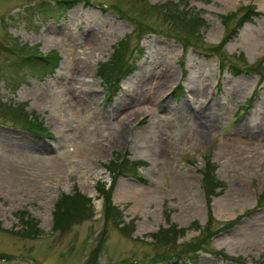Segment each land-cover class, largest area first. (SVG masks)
Returning <instances> with one entry per match:
<instances>
[{"label":"rangeland","instance_id":"rangeland-1","mask_svg":"<svg viewBox=\"0 0 264 264\" xmlns=\"http://www.w3.org/2000/svg\"><path fill=\"white\" fill-rule=\"evenodd\" d=\"M41 2L54 4L0 0V105L22 106L49 133L21 128L1 105L0 264H264V0H70L48 18ZM245 5L257 13L237 28ZM118 42L132 71L112 87L98 68ZM32 47L56 51L52 74L19 63ZM123 153L141 161V180L111 182L104 164ZM203 157L221 183L212 196ZM97 182L111 185L126 225L108 222L100 243ZM76 191L92 215L52 230L54 202ZM19 211L38 235L17 232ZM209 211L214 234L191 262L173 263L204 238ZM169 225L185 229L175 244L154 241Z\"/></svg>","mask_w":264,"mask_h":264},{"label":"trees","instance_id":"trees-1","mask_svg":"<svg viewBox=\"0 0 264 264\" xmlns=\"http://www.w3.org/2000/svg\"><path fill=\"white\" fill-rule=\"evenodd\" d=\"M72 2L70 0H54V4L51 5L49 3L44 4L43 2L37 4V14L44 16L46 18L52 17L54 14L63 15V13L71 6ZM242 12H240L238 17V25L239 28L245 21L249 20L250 17L255 15L257 12L254 11V7L252 5H245L242 8ZM230 39V35L225 36L220 42L219 45L215 46L214 49H218L221 45H224ZM28 48V47H27ZM22 50V49H21ZM126 44L124 42H118L117 46L114 47L111 51L109 58L103 62L98 68V74L101 77L103 83L109 84V86L115 87L119 80L125 75L129 74L132 69L128 64L130 57H125ZM264 57V56H263ZM59 56L57 55L55 50H49L45 53H41L37 50L36 47H32L30 52L21 53L18 55V60L21 65H24L29 69V72L32 75H50L55 70L58 65ZM128 60V61H127ZM262 64H257L256 67ZM264 65V64H263ZM253 68V71L257 72V69ZM264 79V76H262ZM178 86H176L177 88ZM173 89L174 91L176 90ZM172 90V92H173ZM2 109L9 113V118L13 121L20 123V127L30 131L34 134L38 135H49L47 130L35 120V118H31L24 111L22 106H18V104H13L11 102L1 103ZM0 105V107H1ZM126 154H115L114 157L108 161V163L104 164L105 169L111 174V182L118 175L128 174L136 177L138 180L141 178L137 174V168L140 166L141 161L133 160L130 161L126 158ZM204 164L201 170V183L203 187V191L205 195L212 196L216 194V188L221 187V183L214 178L213 175V166L210 164L209 160L206 157H203ZM95 189L99 193L102 199V218H103V228L100 232V240L97 243H100L104 236L105 232L108 228V222L110 226L115 227L117 229L122 230L126 226L123 224L121 220V212L111 203L110 199V191L111 185H107L104 182H97L95 184ZM20 216L21 230L17 231L24 236H36L39 234L40 230L36 226L35 221L28 217L27 213L24 211L18 212ZM92 215V208L89 205V199L83 195L82 193L76 191L73 194L60 195L53 205L52 211V230L64 231L68 229L74 222L90 217ZM212 218L210 217L207 221V225L203 228V231L206 232L204 238L197 239V243H191L179 251L174 253L175 260L173 263L182 261H190L191 258L195 259L197 257V253L194 251L199 247L200 244L205 243V241L214 234L209 230V225L212 222ZM229 223H225L223 227L228 225ZM185 231L183 228H176L174 225H169L167 228L159 229L157 232L152 234L154 241H167L169 239H175L178 234H182ZM170 243L175 244L174 240ZM189 251H192L189 253ZM213 254L224 255L220 251H210ZM7 257L3 254H0V260L6 259ZM165 258L162 256L161 259ZM160 259V260H161ZM170 260L165 259L161 261L164 264H167ZM191 262V261H190ZM193 263V262H192ZM128 264V263H127Z\"/></svg>","mask_w":264,"mask_h":264},{"label":"bare ground","instance_id":"bare-ground-1","mask_svg":"<svg viewBox=\"0 0 264 264\" xmlns=\"http://www.w3.org/2000/svg\"><path fill=\"white\" fill-rule=\"evenodd\" d=\"M92 21H94V20H92ZM86 25H88V28L87 29H89V27H90V25L89 24H86ZM92 27V26H91ZM85 33H87V32H85ZM92 36V35H91ZM88 41H89V43H93V44H95V40H94V38H92V37H89L88 38ZM161 73V72H160ZM164 75V74H163ZM158 76V75H157ZM162 76V75H161ZM163 78V77H162ZM165 78V77H164ZM166 79V78H165ZM162 80V79H161ZM164 82V81H163ZM162 81H160V83H162V84H164ZM160 86V85H159ZM84 90H81L80 91V93H83V95H84V92H83ZM78 97V96H77ZM76 97V98H77ZM82 100L78 97L77 98V100H76V102H81ZM83 103V102H82ZM75 105V104H74ZM80 106V105H79Z\"/></svg>","mask_w":264,"mask_h":264}]
</instances>
